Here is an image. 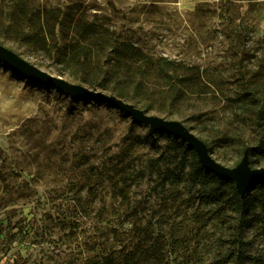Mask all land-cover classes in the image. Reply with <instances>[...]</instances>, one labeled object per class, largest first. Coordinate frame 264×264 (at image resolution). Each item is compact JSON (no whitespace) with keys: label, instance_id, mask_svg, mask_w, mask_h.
Returning a JSON list of instances; mask_svg holds the SVG:
<instances>
[{"label":"rangeland","instance_id":"obj_1","mask_svg":"<svg viewBox=\"0 0 264 264\" xmlns=\"http://www.w3.org/2000/svg\"><path fill=\"white\" fill-rule=\"evenodd\" d=\"M5 2L11 4L0 0V42L60 75L65 64L56 51L49 55L4 33L11 12ZM31 3L51 14L75 6L78 18L104 23L148 54L200 66L208 79L223 82L219 96L166 109L178 107L185 116L171 119L208 140L217 160L230 167L242 160V141L227 140L236 118L226 98L249 81L251 88L264 86V0ZM57 39L49 43L67 42ZM246 129L253 133L251 123ZM161 133L150 134L106 103L29 80L1 61L0 264H103L109 256L124 264L134 253L135 264H239L233 193L225 187V203H206L205 190H218L215 185L173 178L189 160L190 145ZM255 188L264 194V182ZM258 212L247 230L245 264H264V203Z\"/></svg>","mask_w":264,"mask_h":264},{"label":"trees","instance_id":"obj_2","mask_svg":"<svg viewBox=\"0 0 264 264\" xmlns=\"http://www.w3.org/2000/svg\"><path fill=\"white\" fill-rule=\"evenodd\" d=\"M10 1L11 4L7 2L4 4L11 9L7 21L3 23L4 33L21 38L49 55L56 51L58 61L65 64L64 68L58 69L60 75H68L88 87L119 95L145 111L154 110L170 119L176 115L181 117L185 115L178 107L176 110L166 109L169 104L176 108L179 103H184L191 97L210 93L220 95L219 91L222 90L224 83L208 79L200 66L188 65L167 56L156 58L135 43L122 39L104 23L78 18L75 6H69L66 10L58 7L52 10L51 14L46 9L41 11L31 3V0ZM59 35L67 42L54 46L49 43V40L57 42ZM249 86L250 81L244 83V88L237 89L233 97L226 98L228 108L233 111L232 117L236 118L234 128L229 131L233 136L227 140L234 143L235 138L240 139L243 157L248 150L252 166L259 167L260 164H264V86L262 89ZM249 123L253 126V133L248 136L246 127ZM203 140L213 152L210 142ZM186 144L187 141L180 140L179 146L185 147ZM186 148L189 160L182 165L178 174H173L172 177L177 181H187L202 188L215 185L218 190L214 187L213 191L205 190L206 203L215 201L225 203L223 188L231 190L233 197L229 202L238 217L236 230L237 235L241 237L240 246L243 247L239 264H245L244 244L247 230L259 217L257 216L259 203H264V194L255 190V184L264 182V178L255 181L246 195H242L234 181L221 178L205 168L197 151L190 146ZM138 255L134 253L131 257L125 258L124 264H135ZM114 263H118V259L112 256L106 257L103 262Z\"/></svg>","mask_w":264,"mask_h":264},{"label":"water","instance_id":"obj_3","mask_svg":"<svg viewBox=\"0 0 264 264\" xmlns=\"http://www.w3.org/2000/svg\"><path fill=\"white\" fill-rule=\"evenodd\" d=\"M1 61L29 80L62 90L73 99L84 98L88 101L96 100L101 103H106L117 110L119 109L131 117L132 120L149 127L150 134L152 135H155V132H164L187 141L190 147H193L197 151L199 159L205 168L210 169L221 178L224 177L234 181L242 195H246L255 181L264 178V167L252 166L248 150L235 167L225 165L213 156L207 143L181 119H170L163 115L153 114L125 100L119 95L117 96L105 90H99L90 86L88 87L75 81L72 82L62 75L53 74L36 65L34 62L29 61L22 54L3 43H0Z\"/></svg>","mask_w":264,"mask_h":264}]
</instances>
